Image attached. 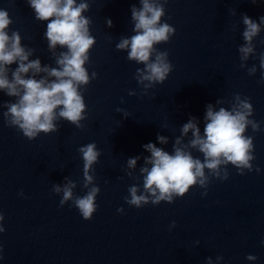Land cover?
Returning a JSON list of instances; mask_svg holds the SVG:
<instances>
[{"label":"water","instance_id":"95a60500","mask_svg":"<svg viewBox=\"0 0 264 264\" xmlns=\"http://www.w3.org/2000/svg\"><path fill=\"white\" fill-rule=\"evenodd\" d=\"M89 4L82 15L91 19L90 33L96 42L85 67L90 77L93 71L97 77L81 89L87 105L84 127L61 119L56 121L57 132H41L29 140L6 123L7 108L0 107V213L4 216L0 223L5 228L0 233V264H207L209 256L213 264H264V70L259 67L264 25L253 39L256 52L243 61L244 68L238 51L244 43L242 14L259 22L264 0H167L162 22L176 32L156 47L168 52L174 67L163 83L145 95L135 79L136 69L144 65L128 60L127 50L116 49L122 37L135 34L131 7H141L140 0H89ZM0 9L7 10L13 21L9 34L19 31L22 44L35 50L29 59L58 67L56 55L64 49L58 45L55 54L49 50L44 36L47 21L35 18L27 0H0ZM107 18L112 27L107 26ZM253 65L257 71L249 75L247 69ZM129 90L136 95L130 96ZM237 93L241 99L249 98L253 105L249 119L260 124L259 131L249 125L244 133L253 138L252 171L244 169L240 174L228 164V179L210 177L207 195L194 185L172 203L149 202L140 208L126 203L131 185L141 186L138 195L143 191L140 168L151 155L144 144L155 143L172 154L189 119L196 118L203 135L207 105L214 111L231 110ZM15 99L0 90V102ZM158 134L168 142L159 143ZM192 138L190 130L182 136L181 146ZM92 142L101 153L93 165L100 192L96 211L85 220L71 201L60 205L62 194L55 193L53 185L63 186L67 177L77 184L74 195L86 194L78 148ZM189 150L203 160L197 149ZM131 157H140L135 168L127 167ZM121 207L124 211L118 212ZM249 254L257 259H246ZM217 256L223 259L216 261Z\"/></svg>","mask_w":264,"mask_h":264},{"label":"clouds","instance_id":"9594fccd","mask_svg":"<svg viewBox=\"0 0 264 264\" xmlns=\"http://www.w3.org/2000/svg\"><path fill=\"white\" fill-rule=\"evenodd\" d=\"M27 2L37 20L47 21L44 36L48 41L49 50L55 54L58 45L64 49L56 55L55 62L58 67L41 66L39 58L30 60L29 57L35 50L22 44L19 31L9 34L8 28L13 21L7 10L0 9V90L7 96L16 98L15 102H0V107L7 108L3 113L6 123L10 127L18 128L25 137L32 140L41 132H57L59 125L56 121L61 119L77 128L84 127L81 121L86 119L87 105L81 89L97 77L95 71L90 77L85 67L86 62H89L90 49L96 41L90 33L91 19L82 15L90 9L89 0H81L80 3H77V0ZM252 2L255 3L256 0ZM166 3L167 0H140L139 8L133 4L131 19L134 22L135 34L122 37L116 44L117 50H127L128 60L144 65L143 68H137L135 73V79L143 87L141 95L147 94V90L155 84L163 83L174 67L168 59V52L156 47L157 44L167 43L176 32L171 24L162 22ZM231 14L235 15L236 10H231ZM241 18L245 26L242 33L244 43L239 46L238 51L242 61L240 67L244 68L243 61L256 52L253 39L261 32L264 16L259 18V22L247 14H242ZM106 24L108 27L113 26L110 18L106 19ZM259 60V67L264 70V53L260 54ZM13 64L18 66L13 69L10 67ZM247 71L249 75H254L257 68L253 65ZM41 73L45 75H39ZM261 82H264V72L261 74ZM128 94L132 96L136 95V92L129 90ZM234 98L236 103L231 110L221 107L214 111L211 104L207 105L203 135L196 118L189 119L181 128V136L177 137L173 144L172 154L157 147L155 143L144 144L143 148L151 155L144 158L145 166L140 168L143 191L138 195L141 186L131 185L128 188L129 196L124 198L126 203L137 208L149 202L153 205H158L161 201L172 203L176 197H182L189 191L190 186L194 185L204 188L202 195H207L210 177L228 179V164L236 167L240 174L244 173V169L252 171L253 165L250 161L255 159L253 138L244 133L249 125L254 132L259 131L260 124L254 119H249L253 114V105L249 98L241 99L238 93ZM116 111L124 110L117 108ZM190 130L193 138L187 145L181 146L182 136L187 135ZM157 140L161 144L168 142L167 137L159 134ZM192 148L203 154V160L193 156L189 150ZM78 151L83 160L82 184L83 188L87 189L86 194L74 195L73 189L77 184L67 177L65 179L68 182L63 186L54 184L53 191L62 194L61 206L71 201L81 216L89 220L97 209L96 197L100 188L94 183L93 165L101 153L95 142L80 146ZM139 158H129L127 167L135 168ZM255 170L260 171L259 167ZM128 175L131 176V173ZM20 195H23V191ZM117 211L123 212L124 209L121 207ZM3 220L4 216L0 213V222ZM175 223L173 221L171 226L174 227ZM4 231L5 228L0 223V233ZM261 243L264 244V241ZM222 259V256L216 257V261ZM246 259L254 261L257 257L249 254ZM207 264H213L212 257H207Z\"/></svg>","mask_w":264,"mask_h":264}]
</instances>
